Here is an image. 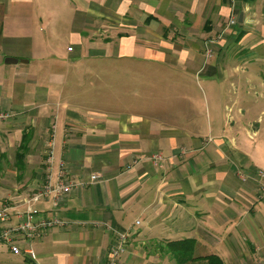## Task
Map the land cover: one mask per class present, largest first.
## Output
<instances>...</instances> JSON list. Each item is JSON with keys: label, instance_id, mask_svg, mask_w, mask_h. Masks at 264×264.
Here are the masks:
<instances>
[{"label": "crops", "instance_id": "crops-1", "mask_svg": "<svg viewBox=\"0 0 264 264\" xmlns=\"http://www.w3.org/2000/svg\"><path fill=\"white\" fill-rule=\"evenodd\" d=\"M261 59L264 0H0V201L24 211L60 161L74 184L34 204L63 221L27 243L37 260L0 243V264H110L122 233L120 264H176L167 242L186 238L264 264V131L195 78L233 84Z\"/></svg>", "mask_w": 264, "mask_h": 264}, {"label": "built area", "instance_id": "built-area-1", "mask_svg": "<svg viewBox=\"0 0 264 264\" xmlns=\"http://www.w3.org/2000/svg\"><path fill=\"white\" fill-rule=\"evenodd\" d=\"M236 18L230 20V24H236ZM69 50H72L73 47L69 46ZM208 57L212 56V51L207 50ZM10 117L7 112H0V119ZM53 139L50 141V148L48 151V162L52 163L54 156L53 155ZM155 162L158 164L164 161L163 156L155 154ZM64 167H66L65 161H60V174L59 180L56 181L55 185L46 183L39 190L34 192L32 195L27 197L24 201L27 209L17 210L16 206L11 204L9 200L4 199L0 201V243L8 244L9 250L14 254H22L37 260V253L33 249L32 245L28 242L35 238H39L44 234L47 229L54 228L60 224H63L62 219L59 216H54L51 218H39V209H37L34 204L39 201L42 197L49 195L51 192L58 194H66L72 191L74 184L72 182L66 181L64 179ZM128 168L130 166H127ZM264 176V171L261 170L259 173ZM92 179L98 178L97 174L91 176ZM12 215L17 216V222L14 224H5L9 222L12 218ZM136 223H140V220H137ZM25 241L21 244L20 241ZM126 240L127 235L122 233L116 244H114L110 249V264H120L119 256L122 252L126 250Z\"/></svg>", "mask_w": 264, "mask_h": 264}, {"label": "rangeland", "instance_id": "rangeland-1", "mask_svg": "<svg viewBox=\"0 0 264 264\" xmlns=\"http://www.w3.org/2000/svg\"><path fill=\"white\" fill-rule=\"evenodd\" d=\"M65 43L67 44L68 42H66V40H61L59 45L63 46ZM261 60L263 62L264 59ZM254 67L257 68L255 65ZM259 69L264 71V64L261 65V68L257 69V73L241 72L239 77L235 78L237 80H235L233 84H230V79L214 78L212 82L210 81L212 89L205 84V76H195L196 81L198 82L197 90L201 92V86L203 89L201 92L202 102H237V107H240L239 111L242 112V114H239L242 118L240 123L245 125L248 124V127L250 124H252L254 127L259 126L260 129L264 131V82H262V72H258ZM90 93L91 92L88 90L87 92H81V97L85 100H88ZM243 133L246 134V132ZM9 152L10 154L14 153L13 146L9 148ZM10 158L11 160L14 159L12 155ZM2 162L0 178L12 181L14 173L11 171L10 165L4 159ZM157 253L161 254L159 250Z\"/></svg>", "mask_w": 264, "mask_h": 264}, {"label": "trees", "instance_id": "trees-1", "mask_svg": "<svg viewBox=\"0 0 264 264\" xmlns=\"http://www.w3.org/2000/svg\"><path fill=\"white\" fill-rule=\"evenodd\" d=\"M238 25V22L236 23ZM192 239L172 240L167 242L175 257L176 264H225L218 254L193 255Z\"/></svg>", "mask_w": 264, "mask_h": 264}, {"label": "water", "instance_id": "water-1", "mask_svg": "<svg viewBox=\"0 0 264 264\" xmlns=\"http://www.w3.org/2000/svg\"><path fill=\"white\" fill-rule=\"evenodd\" d=\"M241 16H242V15H241ZM241 16L239 17V18H240V19H239L240 21H241V19H242ZM17 61H18V58H14V57H7V58H6V62H7V63H8V62H9V63H12V62H17Z\"/></svg>", "mask_w": 264, "mask_h": 264}]
</instances>
